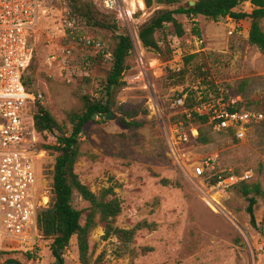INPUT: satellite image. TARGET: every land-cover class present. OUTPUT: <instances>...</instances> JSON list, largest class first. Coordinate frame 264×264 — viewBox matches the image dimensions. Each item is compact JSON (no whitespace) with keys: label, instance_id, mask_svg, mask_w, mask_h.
<instances>
[{"label":"rangeland","instance_id":"374dc122","mask_svg":"<svg viewBox=\"0 0 264 264\" xmlns=\"http://www.w3.org/2000/svg\"><path fill=\"white\" fill-rule=\"evenodd\" d=\"M138 1H121L120 16L93 3L100 12L115 17L117 33L128 34L133 49L126 58L124 85L115 95V117H96L97 122L84 128L79 142L82 156L74 170L94 193L116 184L122 211L115 226L130 229L145 223L146 227L136 232L132 242L121 244L115 237L103 239V226L97 224L89 233V264H264V198H258L254 206L253 226L242 195L231 187H215L208 180L209 173L195 177L191 171L198 160L209 158L220 172L231 169L241 175L250 171L249 182L259 181L264 188V55L247 40L249 18L234 21L227 17L215 22L203 16L175 14L184 34L179 36L171 24H165L155 34L162 50L157 52L141 45L138 32L160 11L187 7L195 0H177L172 5L153 2L151 7ZM127 10H132L131 19L125 15ZM236 10L249 13L250 3L244 2ZM69 17L76 20L73 29L68 26ZM194 23L199 34L194 33ZM262 26L264 29V21ZM83 36L99 41L102 48L84 46L79 40ZM113 42L109 30L90 29L72 15L67 0H44L30 38L29 72L42 103L59 123H67L68 110H80V93L97 96L110 68L108 56L102 54ZM176 46L181 52L180 69L184 57H193L183 84L170 85L169 72H177L174 63H169ZM201 71L227 96L237 94L241 87L242 99L248 108L260 111L263 120L251 127L244 140L200 125L210 141L184 145L192 165H185L183 171L168 155L163 122L179 111L171 105L178 92L203 86L196 76ZM119 117L144 120L145 124L128 129ZM56 136L57 132L39 134V145L54 144ZM46 155L48 178L53 175L50 168L57 152L47 150ZM71 204L83 212L84 224L88 202L74 191ZM41 234L26 251L33 252V260H26L24 249L0 250L6 252L0 256V264L8 257L24 264H55L49 250L52 238ZM63 258L64 264H81L75 235Z\"/></svg>","mask_w":264,"mask_h":264},{"label":"trees","instance_id":"16d2710c","mask_svg":"<svg viewBox=\"0 0 264 264\" xmlns=\"http://www.w3.org/2000/svg\"><path fill=\"white\" fill-rule=\"evenodd\" d=\"M68 7L72 15L81 18L90 29L104 28L112 32L113 44L110 49L105 50L102 56H108L110 60V68L104 80L100 82V89L97 96L93 97L87 93H80L79 99L81 108L79 111L68 110L66 112L67 123L61 124L53 116L51 111L45 106L39 92L34 86V77L31 68V58L22 76V84L25 90L34 96L33 99V123L36 132L45 136L46 134L58 133L54 144L42 143L39 146L45 150H54L57 152L53 165L52 175V198L47 208L38 211L37 223L43 237L52 238L49 250L54 258L55 264H64V253L69 245L72 236L77 237L78 256L81 264H89V233L97 225L103 226V239L115 237L121 244H127L134 240L136 232L142 227H146L145 223H138L130 229H123L115 226L116 218L122 211L121 200L115 192L116 184H110L101 188L98 193H94L83 183L74 170V166L82 156L79 142L80 135L84 128L91 122H97L96 117L105 118L109 113H113L115 105V95L124 85L123 73L126 69V58L133 49V43L130 36L126 33H117V20L112 14L100 12L91 0H67ZM141 5V0L138 1ZM153 2L172 5L177 0H144L146 7H151ZM244 2H249L251 11L249 13L236 8ZM175 14H185L192 18L203 16L215 22L221 18H230L239 21L249 18V28L247 40L251 45L257 47L259 52L264 55V29L262 22L264 21V0H195L194 5L188 4L187 7H178L174 10H163L154 17L150 23L146 24L138 32V38L141 45L147 49L161 52V46L155 34L158 30L164 28L165 24H171L179 36L184 34L182 25L176 20ZM194 33L199 34L197 23H194ZM193 55L183 58V67L176 71L169 72L170 85L183 84L187 73L190 71L188 64ZM197 79L203 83V86H197V90L191 87H185L178 92L176 98L183 99V105L172 107L179 109L174 115L170 116L171 123L181 122L185 127L195 124L198 126V136L192 141L207 144L210 141L209 136L205 134L200 125L208 123V117L205 115H192L187 118L184 110L191 108L199 100H205L207 90L215 95L220 92L215 86L207 80L206 72H198ZM201 89V99L198 100V91ZM241 92L242 88H238ZM237 91V94H240ZM242 95V94H240ZM227 96H225V99ZM248 103H237L231 110L241 107L248 108ZM118 110H122L118 108ZM114 114V113H113ZM119 121L128 129H136L145 124L144 120H126L123 117L118 118ZM256 125V124H254ZM236 138L231 130L223 131ZM237 139V138H236ZM238 140V139H237ZM236 174L233 170L220 172L216 168L209 172L208 177L211 184H216L218 175L226 177L229 174ZM238 175V174H236ZM242 195L247 202L246 212L249 215V221L254 226L256 223L254 206L258 198H264V188L259 181L249 182V179H242L230 186ZM76 191L80 197L88 202L86 209L84 224H81L82 211L75 209L72 204V194ZM47 202L44 199L43 204ZM97 216V221L95 217ZM6 252L0 251V256ZM26 260L34 259L33 252L22 253ZM116 255H120L119 251H115ZM10 261H22L8 257L1 264Z\"/></svg>","mask_w":264,"mask_h":264},{"label":"built area","instance_id":"2783aa9c","mask_svg":"<svg viewBox=\"0 0 264 264\" xmlns=\"http://www.w3.org/2000/svg\"><path fill=\"white\" fill-rule=\"evenodd\" d=\"M91 1L105 11H117L119 16L123 13L120 4L123 0ZM43 2L0 0V250H30L41 234L37 223L38 211L47 208L52 198V175L47 178L45 172L47 150L39 146V134L34 128L33 111H30L34 96L22 84V76L32 54L30 38ZM132 14V10L125 11L130 19ZM75 22L74 17L67 21L72 29ZM79 40L84 46L102 48V44L93 38L83 36ZM175 48L169 63H174L172 68L178 71L182 58L179 48ZM66 53L68 55L70 51ZM193 88L198 89L197 86ZM200 90L198 100L201 99ZM219 92V95L208 92L205 100H199L184 110L186 117L205 115L212 130H231L238 140H244L251 127L263 120V114L245 107L231 110L229 108L243 102L241 95L227 96L222 90ZM181 105L183 99L174 100V106ZM163 126L168 155L184 171L185 165H192V156L184 145L198 136V126L191 124L185 127L181 122L171 123L169 119L163 122ZM214 169L213 162L206 158L198 160L191 171L195 177H201ZM251 177L250 171L226 177L218 175L215 187L229 188L237 181ZM44 199L47 202L43 204Z\"/></svg>","mask_w":264,"mask_h":264},{"label":"water","instance_id":"95a60500","mask_svg":"<svg viewBox=\"0 0 264 264\" xmlns=\"http://www.w3.org/2000/svg\"><path fill=\"white\" fill-rule=\"evenodd\" d=\"M194 1H190L189 4L192 6L194 5ZM114 114L111 112L109 113L108 115L105 116V119L109 120V119H114ZM5 264H21L20 262H17V261H10V262H7Z\"/></svg>","mask_w":264,"mask_h":264},{"label":"crops","instance_id":"0c3cea01","mask_svg":"<svg viewBox=\"0 0 264 264\" xmlns=\"http://www.w3.org/2000/svg\"><path fill=\"white\" fill-rule=\"evenodd\" d=\"M248 18V17H247ZM250 20V19H249Z\"/></svg>","mask_w":264,"mask_h":264}]
</instances>
